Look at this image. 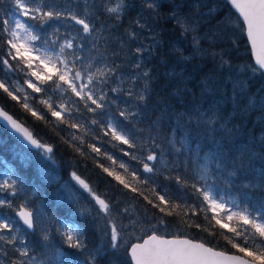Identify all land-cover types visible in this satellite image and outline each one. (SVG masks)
Returning <instances> with one entry per match:
<instances>
[{
  "label": "snow or ice",
  "instance_id": "obj_1",
  "mask_svg": "<svg viewBox=\"0 0 264 264\" xmlns=\"http://www.w3.org/2000/svg\"><path fill=\"white\" fill-rule=\"evenodd\" d=\"M111 3L0 0V120L55 164L56 145L44 142L12 109L19 106L25 117L52 124L59 141L77 157L92 160L108 184L106 192L99 191L74 166L59 186V199L74 205L93 226L89 234L36 207L33 189L15 172H5L0 209L12 215L0 214V264H74L76 253L87 255L86 264H98L109 252H123L128 264H264V200L253 203L243 192L246 202H238L220 188L231 189L245 170L243 154L232 155L220 141L201 146L191 127L176 125L156 135V121L147 134L141 127L151 94L146 58L159 52L153 27L168 6L163 0L107 6ZM132 10L139 18L120 40L135 48L129 50V61L117 63L120 52L109 42L111 35L103 34L116 29L100 18L107 15L122 26ZM168 11L182 34L192 37L193 51L206 56L213 70L228 73L230 82L241 74L264 76V0H224L222 12L235 26L227 21L208 26L191 17L186 25L180 5ZM219 16L211 9L206 14L210 23ZM226 30L233 36L219 35ZM236 32L251 61L239 73L232 70V52L241 45ZM185 50L173 54L186 59ZM258 107L264 108V100ZM196 117L197 128H224V118L211 108ZM258 131L264 142V127ZM184 156L186 162L180 159ZM41 171L49 183H59L51 172ZM261 177L242 188L264 191V170ZM85 193L86 205L81 201Z\"/></svg>",
  "mask_w": 264,
  "mask_h": 264
},
{
  "label": "trees",
  "instance_id": "obj_2",
  "mask_svg": "<svg viewBox=\"0 0 264 264\" xmlns=\"http://www.w3.org/2000/svg\"><path fill=\"white\" fill-rule=\"evenodd\" d=\"M57 2L63 3L64 0H57ZM121 2L122 0H113V3L107 6L112 7L113 4ZM6 3L7 0H4V4ZM127 3L138 5L140 0H127ZM163 3L168 7L161 12L159 22L153 27V31L158 34L160 40L159 52L146 58L145 70H151V94L147 100V107L144 109L145 121L141 127L147 134L152 121H156V131L152 133L153 135L162 132V129L166 130L176 125L185 129L191 127L194 130V138L201 146H214L215 141L226 143L232 155L243 154L245 170L234 178L231 189L221 185L222 193L226 197H235L240 202L245 201L242 193L248 192L247 200L259 203L264 200V191H249L243 189L242 185L249 181L260 182L261 171L264 170V142L260 141L258 131L260 127H264V108L258 107L264 100V76L241 74L233 76L230 82L228 73L213 70V65L206 56L193 51L189 43L192 37L182 34V29L169 18L168 8L180 5V17H191L192 21L217 27L224 26L228 20L229 25L235 26L234 19L229 20V17L222 12L224 0H163ZM0 8H3V5H0ZM209 9L212 10L213 16L220 14L218 21L209 22L206 18ZM138 18L136 10L129 11L125 15L122 26L115 20H108L107 15L100 18L101 24L107 23L109 29H116L114 33L104 32L103 34L106 38L111 35L109 42L113 44L117 52H120L117 63H121V60L127 62L131 58L129 50L134 51L135 44L131 41L123 43L120 38L124 33L132 30V22ZM219 35H224L226 39L233 36L227 30ZM234 38L241 40V45L238 50L232 52L229 48V51L233 56L232 70L234 73H239L240 69L251 61L248 46L243 42V37L236 32ZM202 47L207 49L208 43L205 41ZM223 47H228V44L225 42ZM121 48L124 51L121 52ZM177 48L186 49L182 54L186 59L173 54V50ZM241 92L243 94H240ZM0 104L3 106L2 102ZM209 108L224 118L221 121L224 124L223 129L219 127V124L215 131L204 125L196 127V113H203ZM12 111L20 116L21 122L26 119V126L44 142L56 145V162L52 164L39 154V150L25 147L14 134L0 124V176L5 172H15L26 186L33 189L36 207L44 208L52 217H59L63 222L78 224L82 231L91 234L93 226L85 221L76 207L67 200L59 199V186L69 179L68 173L74 170L75 166L79 168L82 178L99 191L106 192L108 184L104 175L94 168L92 160L77 157L71 148L60 142L52 124L46 125L30 116L25 117L19 106ZM189 120L192 121L190 126ZM160 139L164 142L163 135ZM180 159L186 162L187 156ZM78 160L79 163H77ZM42 169L51 172L58 178L59 183H49L42 175ZM84 197L86 193L81 197L82 204L86 205L88 201ZM0 214L12 215V212L8 209H0ZM86 260V254L76 253L74 264H86ZM98 264H128V258L123 252L116 254L109 252L99 259Z\"/></svg>",
  "mask_w": 264,
  "mask_h": 264
},
{
  "label": "water",
  "instance_id": "obj_3",
  "mask_svg": "<svg viewBox=\"0 0 264 264\" xmlns=\"http://www.w3.org/2000/svg\"><path fill=\"white\" fill-rule=\"evenodd\" d=\"M0 107H2L1 104H0ZM10 114H11V113H10ZM14 118H15V117H14ZM0 124L3 125L4 128L7 129L10 133L14 134L15 137H16V138H17V139H18V140H19V141H20L25 147L30 148V149H34V148H31L29 145H27V144L23 141V139L19 136V134L16 133L14 130H12L11 127L8 126L6 122L0 120ZM35 150H37V149H35Z\"/></svg>",
  "mask_w": 264,
  "mask_h": 264
},
{
  "label": "rangeland",
  "instance_id": "obj_4",
  "mask_svg": "<svg viewBox=\"0 0 264 264\" xmlns=\"http://www.w3.org/2000/svg\"><path fill=\"white\" fill-rule=\"evenodd\" d=\"M118 4H120V3H115V4H113L112 5V7H116ZM212 11V10H211ZM209 12V11H208ZM228 21V20H227ZM181 22L182 23H184V24H189V21H187L184 17H181ZM78 187V186H77ZM81 192H82V190H81ZM226 198H230V197H226Z\"/></svg>",
  "mask_w": 264,
  "mask_h": 264
}]
</instances>
